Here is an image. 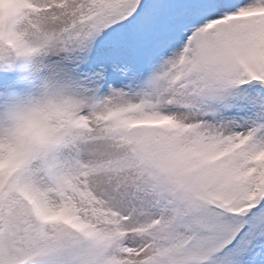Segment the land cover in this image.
I'll return each mask as SVG.
<instances>
[{"label": "snow or ice", "instance_id": "6c2138e0", "mask_svg": "<svg viewBox=\"0 0 264 264\" xmlns=\"http://www.w3.org/2000/svg\"><path fill=\"white\" fill-rule=\"evenodd\" d=\"M0 264H264V0H0Z\"/></svg>", "mask_w": 264, "mask_h": 264}]
</instances>
